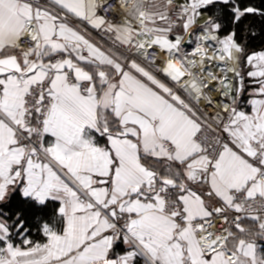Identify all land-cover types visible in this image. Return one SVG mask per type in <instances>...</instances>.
I'll return each mask as SVG.
<instances>
[{
  "label": "snow or ice",
  "instance_id": "snow-or-ice-1",
  "mask_svg": "<svg viewBox=\"0 0 264 264\" xmlns=\"http://www.w3.org/2000/svg\"><path fill=\"white\" fill-rule=\"evenodd\" d=\"M257 16L0 0V264H264V50L241 27Z\"/></svg>",
  "mask_w": 264,
  "mask_h": 264
},
{
  "label": "trees",
  "instance_id": "trees-1",
  "mask_svg": "<svg viewBox=\"0 0 264 264\" xmlns=\"http://www.w3.org/2000/svg\"><path fill=\"white\" fill-rule=\"evenodd\" d=\"M241 3L264 9V0H241ZM249 26H251L252 31H255L257 33V37L249 42L248 50H264V37L261 36L260 31L261 28L264 27V18H261L259 16L249 17L246 21H244L243 25H241V27L244 29H247ZM242 34L245 36L247 35V33ZM55 206L56 204H49V211H51V209ZM30 238L34 241L44 242V238L38 235L35 228L31 229ZM16 242L19 243V240H17Z\"/></svg>",
  "mask_w": 264,
  "mask_h": 264
},
{
  "label": "crops",
  "instance_id": "crops-1",
  "mask_svg": "<svg viewBox=\"0 0 264 264\" xmlns=\"http://www.w3.org/2000/svg\"><path fill=\"white\" fill-rule=\"evenodd\" d=\"M43 2V0H42ZM93 39H96V40H101V37L99 36V34L95 33L93 31V36H92ZM106 41L105 40H101V43H105ZM189 50L191 49V47L188 48ZM256 87V85H254L246 76V70H245V93L244 95L242 96V100H241V105L240 107L244 110H248L250 111V108L249 106L247 105V100L249 98H251L250 96V93L252 92V90ZM50 204H55V202H50Z\"/></svg>",
  "mask_w": 264,
  "mask_h": 264
},
{
  "label": "built area",
  "instance_id": "built-area-1",
  "mask_svg": "<svg viewBox=\"0 0 264 264\" xmlns=\"http://www.w3.org/2000/svg\"><path fill=\"white\" fill-rule=\"evenodd\" d=\"M112 2H113V5H115V0H112ZM113 10H114V8H113ZM108 15H109V17L111 18V16H112V11H109ZM186 48H187V47H186Z\"/></svg>",
  "mask_w": 264,
  "mask_h": 264
},
{
  "label": "water",
  "instance_id": "water-1",
  "mask_svg": "<svg viewBox=\"0 0 264 264\" xmlns=\"http://www.w3.org/2000/svg\"><path fill=\"white\" fill-rule=\"evenodd\" d=\"M185 47L189 48V47H192V46H190V45H185Z\"/></svg>",
  "mask_w": 264,
  "mask_h": 264
}]
</instances>
